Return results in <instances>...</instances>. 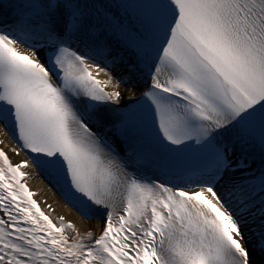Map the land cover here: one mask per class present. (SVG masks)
Here are the masks:
<instances>
[{
  "label": "snow or ice",
  "instance_id": "snow-or-ice-1",
  "mask_svg": "<svg viewBox=\"0 0 264 264\" xmlns=\"http://www.w3.org/2000/svg\"><path fill=\"white\" fill-rule=\"evenodd\" d=\"M0 125V264H264V0H0Z\"/></svg>",
  "mask_w": 264,
  "mask_h": 264
},
{
  "label": "bare ground",
  "instance_id": "bare-ground-1",
  "mask_svg": "<svg viewBox=\"0 0 264 264\" xmlns=\"http://www.w3.org/2000/svg\"><path fill=\"white\" fill-rule=\"evenodd\" d=\"M4 143L9 144V140L6 137H3ZM15 162L21 160L20 157H13ZM30 176L28 178L30 185L37 190V195L39 198H47L48 202H51L55 206L56 215H64L68 219L73 220L80 226L82 229L87 228L89 224L99 225L97 220H86L74 210L70 209L67 204L53 191L47 189L45 184L42 182L41 178L37 176L36 170L33 168L29 169Z\"/></svg>",
  "mask_w": 264,
  "mask_h": 264
}]
</instances>
